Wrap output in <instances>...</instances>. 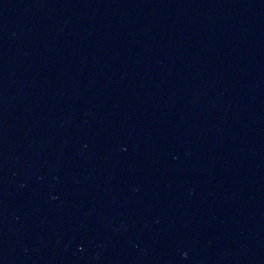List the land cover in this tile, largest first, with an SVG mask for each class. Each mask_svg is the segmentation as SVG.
I'll return each instance as SVG.
<instances>
[{
  "label": "water",
  "instance_id": "water-1",
  "mask_svg": "<svg viewBox=\"0 0 264 264\" xmlns=\"http://www.w3.org/2000/svg\"><path fill=\"white\" fill-rule=\"evenodd\" d=\"M0 264H264V0H0Z\"/></svg>",
  "mask_w": 264,
  "mask_h": 264
}]
</instances>
